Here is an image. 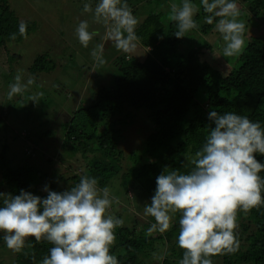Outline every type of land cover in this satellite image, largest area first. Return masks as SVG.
Wrapping results in <instances>:
<instances>
[{
  "label": "trees",
  "instance_id": "16d2710c",
  "mask_svg": "<svg viewBox=\"0 0 264 264\" xmlns=\"http://www.w3.org/2000/svg\"><path fill=\"white\" fill-rule=\"evenodd\" d=\"M173 2L180 3V0H155V5L136 27L141 55L118 57L117 72L109 84L100 88L90 104L69 112L72 115L68 121L63 120L60 145L54 146L56 149L49 159L43 158L46 169L32 164L20 168L7 165L10 148L0 140V192L18 195L23 189L46 197L43 181L53 191L63 192L87 174L97 178L101 188L118 183V192L125 196V201L143 211L155 194L156 178L166 168L184 174L192 170L193 165L185 157L195 156L215 126L209 120L210 110L248 116L264 127V0H242L246 48L231 61L222 56V40L214 24L204 22L207 14L200 0H193L200 6L194 17L198 29L186 33L183 39L173 35L175 25L167 19ZM21 21L27 24V35L31 34V23L19 17L10 0H0V47L6 53L9 43H20L24 38L19 35ZM12 33L17 34L14 41L10 39ZM161 36L164 38L160 39ZM198 38L201 45L192 42ZM212 49L219 51L218 58L212 55ZM20 57L16 54L11 58ZM52 66L50 58L42 54L35 58L29 72L36 76ZM135 111H145L150 124L145 139L126 154L121 147L125 144L123 127L135 120ZM4 119L0 114V128ZM23 135L26 141L31 140L25 132ZM35 147L29 144L26 148L31 158L38 155L39 148ZM256 155L264 163V156ZM55 156L62 161L60 167L79 164L76 171L62 174L54 164ZM49 166L50 173L56 174L55 179L47 173ZM80 168L84 171L78 174ZM260 175L264 178V171ZM129 194H134L136 201L130 200ZM2 199L0 206H3ZM113 214L124 220V225L115 231L116 241L111 249L120 264H179L183 258V250L177 243L180 213L175 215L168 232L151 237H146L145 232L155 222L154 218L141 222L129 214ZM237 232L240 250L213 257L214 264H264V206L253 209L247 216L241 213ZM0 242H4L3 233H0ZM28 243L33 247H26L21 253L13 252L15 258L11 263L0 260V264H41L53 247L47 241L37 243L34 238H29ZM162 246L167 247L163 261L153 259V252L161 255ZM2 247L8 249L6 244Z\"/></svg>",
  "mask_w": 264,
  "mask_h": 264
},
{
  "label": "clouds",
  "instance_id": "9594fccd",
  "mask_svg": "<svg viewBox=\"0 0 264 264\" xmlns=\"http://www.w3.org/2000/svg\"><path fill=\"white\" fill-rule=\"evenodd\" d=\"M200 6L207 14L204 22L214 24L220 35L222 56H241L246 48V24L237 0H200ZM200 6L193 0L170 4L167 19L175 25L176 38L183 39L186 33L198 29L194 17ZM82 14H89L91 22L105 30L101 42L90 52L95 67L107 63L106 41L131 58L139 40V21L127 0H98L95 7L85 3ZM75 33L86 49L98 35L90 31L87 19L79 21ZM19 35L27 38L24 21L19 23ZM16 37V33L10 34L11 40ZM212 55L217 57L214 49ZM35 83L34 77L25 81L18 72L9 85L7 98L12 100ZM42 96L43 93L33 94L30 100L38 103ZM209 120L215 126L206 142L194 157H185L193 165L192 170L184 174L166 168L156 178L150 204L144 206L143 215L155 220L147 228L146 237L168 232L175 215L180 213L177 243L183 258L179 264H214L213 257L237 253L241 246L237 232L240 214L247 216L264 206V178L260 175L264 163L256 155L264 156V127L234 112L210 110ZM57 163L59 169L62 163ZM43 191L46 197L23 189L18 195L0 192V233L8 249L21 253L33 247L28 241L34 238L37 243L47 241L53 245L41 264H120L111 249L115 231L124 225V220L110 212L113 203H120L110 187L101 188L97 178L84 174L68 190L57 192L45 185ZM152 256L164 259L157 252Z\"/></svg>",
  "mask_w": 264,
  "mask_h": 264
},
{
  "label": "rangeland",
  "instance_id": "374dc122",
  "mask_svg": "<svg viewBox=\"0 0 264 264\" xmlns=\"http://www.w3.org/2000/svg\"><path fill=\"white\" fill-rule=\"evenodd\" d=\"M130 1L133 3L130 7H133L135 11L133 14L139 23L145 19L147 11L149 12L155 5V0H144L145 2L142 3L141 0ZM237 1L240 9H245L242 0ZM97 2L98 0H10L12 8L14 7L19 17L31 23L33 29V32L27 35L26 39L23 38L20 43H9L8 53L5 52L4 47H0V114L5 118L0 128V140L10 148L6 156L9 163L6 164L12 168L32 164L46 169L44 160L46 161L52 153L54 154L56 149L54 146L60 145L64 135V121H68L71 117L69 112L75 111L80 105L90 104L100 88L107 86L111 77L116 74L115 60L125 54L117 51L111 42H104V57L107 61L105 65L95 67V62L90 55L91 49L101 42L100 36L105 30L101 25L93 24L91 16L82 14V10L85 3H91L95 7ZM85 19L90 22V31L95 30L98 33L87 49L79 43L75 33L79 21ZM192 42L201 45L199 38L193 39ZM215 51L216 55H219V51ZM141 53V46L137 42V49L131 57L139 56ZM12 54H18L21 57L12 59ZM42 54L50 58L55 68L52 66L36 76L31 75L29 68L35 58ZM227 60L231 61V58ZM18 72L23 74L25 81L29 76L34 77L36 83L23 94L9 100L6 94ZM37 93H43V96L38 103L32 102L30 97ZM134 114L135 120L123 127L125 144L121 147L126 154L136 149L145 139L150 124L145 111H135ZM48 131L51 133L48 134ZM24 132L31 138L30 141L25 140ZM29 144L39 148L36 158L27 155L26 148ZM55 157L57 159L54 164L58 165L57 162H62L59 156ZM84 164L86 165L85 162ZM76 165L79 164L74 162L73 166L76 167ZM127 166H124V170H127ZM58 170L62 174L76 171L68 165H63ZM83 171L84 169L80 168L77 173ZM47 173L49 177L56 178V174L50 173V166ZM43 183L44 186L47 185L46 181ZM117 187H119L118 183H114L110 188L114 195L119 196L120 203H113L110 212L129 214L131 218L147 222L149 217L143 215L144 210L138 211L136 205L127 203L125 196L120 195ZM128 196L130 200L136 201L134 194ZM123 209H126V213L122 211ZM3 244L5 242H0V260L11 263L15 254L10 249L3 248ZM162 247L160 254L164 256L167 247Z\"/></svg>",
  "mask_w": 264,
  "mask_h": 264
}]
</instances>
